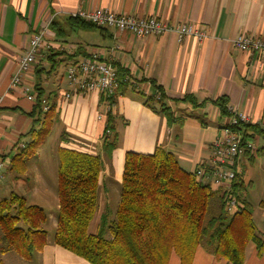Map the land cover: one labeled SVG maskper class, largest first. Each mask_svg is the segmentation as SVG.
I'll return each mask as SVG.
<instances>
[{"label":"crops","instance_id":"0c3cea01","mask_svg":"<svg viewBox=\"0 0 264 264\" xmlns=\"http://www.w3.org/2000/svg\"><path fill=\"white\" fill-rule=\"evenodd\" d=\"M99 8L114 14L155 17L170 26L190 24L205 31L207 37L201 42L187 38L180 43L170 33L136 38L112 28L83 27L69 17L77 10ZM41 31L45 35L35 63L19 86L9 88L31 37ZM240 35L264 38V0H0V152L7 161L0 171V186H6L3 194L14 192L7 187L8 182L23 188L21 177L26 172L18 175L10 162L15 146L27 141L25 135L32 120L25 113L33 106L27 96L36 97L37 84L44 97L54 104L56 115L47 136L50 140L46 138L42 145L48 140L56 150L63 147L98 153L107 111L100 102V94L64 98L69 91L66 69L98 51L103 60L126 72L135 89L119 96L109 108L118 134L110 160L113 165L117 161L119 176L111 177L107 164L101 171L97 210L87 232L94 234L101 215L108 213L109 189L115 193L120 184L126 152L151 154L161 147L171 152L179 166L189 173L210 166L211 145L228 121L214 102L224 98L229 109L249 118L252 128L244 135L256 139L260 147L253 160L241 156L237 167L244 186L242 196L252 207L253 223L264 239V136L258 135L264 133V57L233 49L232 40ZM113 46L117 49L110 52ZM61 66L63 72L59 74ZM156 87L162 90L166 106L174 116L183 120L181 126L169 124L144 105V97L154 95ZM186 97H192L198 107L189 99L184 100ZM61 133L68 135L67 141H60ZM46 174L44 171L38 182H47ZM26 187V200L49 197L46 187ZM54 206L57 209V202ZM47 217L50 221L51 216ZM52 238L47 233L46 244L30 261L89 264L54 244ZM168 264H179L177 256L171 254ZM191 264L226 263L198 247ZM244 264H264V252L257 256L255 247L249 244Z\"/></svg>","mask_w":264,"mask_h":264},{"label":"trees","instance_id":"16d2710c","mask_svg":"<svg viewBox=\"0 0 264 264\" xmlns=\"http://www.w3.org/2000/svg\"><path fill=\"white\" fill-rule=\"evenodd\" d=\"M73 21L101 29L82 20ZM114 67L118 86L111 95H100V102L107 108L100 152L89 154L63 147L56 150L53 243L89 264H168L171 254L177 256L179 264H191L198 247L215 260L244 264L249 244L261 256L264 239L256 231L252 207L242 196L244 186L239 176L231 183L230 197L235 200L236 211L230 214L222 191L184 171L175 156L161 147L151 154L125 153L114 218L108 220L107 214H102L96 232H87L97 210L102 155L109 160L118 143L109 108L119 96L135 89L126 72L115 64ZM39 86L34 87L36 97L31 111L25 113L32 120L25 135L27 141L21 147L15 146L10 162L18 175L26 172L27 161L37 153L56 122L54 104L44 97ZM155 89L154 95L144 97V105L169 124L181 126L183 120L166 106L162 90ZM186 99L198 107L192 97ZM214 104L222 116L229 115L224 98ZM251 128L249 124L241 126L243 133ZM59 139L65 142L68 135L61 133ZM244 155L253 160L257 152L245 151ZM47 223L48 217L39 206L30 205L23 196L11 192L0 200V255L12 251L30 261L46 244ZM0 264H4L1 259Z\"/></svg>","mask_w":264,"mask_h":264},{"label":"built area","instance_id":"2783aa9c","mask_svg":"<svg viewBox=\"0 0 264 264\" xmlns=\"http://www.w3.org/2000/svg\"><path fill=\"white\" fill-rule=\"evenodd\" d=\"M69 17L73 20L88 22L95 27L112 28L117 32H125L136 38L160 37L165 33H170L180 43L187 38L201 42L207 37L205 31L190 24L170 26L155 17L140 18L114 14L103 8L88 11L77 10L70 13ZM44 35V31H41L31 37L29 49L19 59L9 88H15L22 83L23 76L35 63ZM232 47L249 55L264 57V38L240 35L232 40ZM116 49L117 47L113 46L110 52ZM66 84L69 91L64 95L65 99H70L75 95H87L91 92L109 96L118 86L116 68L110 62L103 60L98 51L92 52L66 69ZM24 91L27 89L24 88ZM27 97L30 101H35L32 95ZM1 102L2 97L0 96V105ZM228 112L227 123L221 128L218 138L211 145L210 166H201L193 173L204 184L223 192L227 211L232 214L236 211V203L234 198L230 197V192L231 183L239 175L237 162L245 151L254 154L259 151L260 147L256 139H248V137L244 139L243 137L241 126L250 124L249 118L233 109L228 108ZM19 146L21 147L22 144ZM262 146H264V141ZM6 163L7 161L0 152V171Z\"/></svg>","mask_w":264,"mask_h":264},{"label":"rangeland","instance_id":"374dc122","mask_svg":"<svg viewBox=\"0 0 264 264\" xmlns=\"http://www.w3.org/2000/svg\"><path fill=\"white\" fill-rule=\"evenodd\" d=\"M59 74L63 72L62 66L60 67V70L58 71ZM48 139V137H47ZM50 140V137L49 139ZM41 145L36 153V155L32 156L28 162H27V171L26 173L21 177V183L23 185V188L21 189L20 185H14L11 182H8L7 187L11 191H14L12 193H15L20 196L27 197L29 193H27V185H35L37 187V190H40V187H46L47 188V194L49 195L46 199H39V198H27V203L30 205H38L41 207V209L44 211V213L48 216V214L51 216L50 221L48 220V223L45 226V229L48 233V235L53 236L55 224H56V212L57 209H55V202H57V195H56V168H57V154L56 149L54 146L50 145L48 142ZM53 148V149H52ZM100 152V149H98V153ZM102 161H103V168L107 164L109 165V172L111 174V177L113 175L119 174L117 171V161H114L111 163V160L107 159L105 156L102 155ZM46 174L47 176V182L40 183L38 182V177L41 176V174ZM53 171V174H52ZM122 172V171H121ZM114 177V176H113ZM51 179V180H50ZM112 187H114L116 184L114 183L113 179H111ZM11 186V188H10ZM6 186L3 184L0 186V200L3 198H6L9 196V194L6 195L3 194L6 192ZM109 202L110 206L108 208L107 217L108 220H113L115 209L118 205L117 201H119V185L117 184V188L115 189V193L113 190L109 189ZM6 195V196H5ZM3 197V198H2ZM117 203V205H116ZM36 254V253H35ZM0 259L4 264H36L35 261H24L21 259L16 253L10 251L6 254L0 255Z\"/></svg>","mask_w":264,"mask_h":264}]
</instances>
